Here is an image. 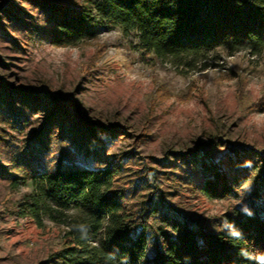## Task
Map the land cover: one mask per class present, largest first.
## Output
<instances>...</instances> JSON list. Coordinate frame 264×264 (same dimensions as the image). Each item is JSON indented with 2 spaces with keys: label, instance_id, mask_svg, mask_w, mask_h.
<instances>
[{
  "label": "rangeland",
  "instance_id": "obj_1",
  "mask_svg": "<svg viewBox=\"0 0 264 264\" xmlns=\"http://www.w3.org/2000/svg\"><path fill=\"white\" fill-rule=\"evenodd\" d=\"M47 4L68 2L0 0V264H63L64 227L15 214L30 177L57 164L120 165L123 203L147 209V258L158 226L223 230L224 215L264 202L254 179L264 171V51H220L216 65L184 71L118 27L56 46ZM209 165L235 184L222 199L199 189Z\"/></svg>",
  "mask_w": 264,
  "mask_h": 264
},
{
  "label": "trees",
  "instance_id": "obj_2",
  "mask_svg": "<svg viewBox=\"0 0 264 264\" xmlns=\"http://www.w3.org/2000/svg\"><path fill=\"white\" fill-rule=\"evenodd\" d=\"M67 2L65 7L45 6L53 14L50 42L56 46H76L101 30L118 27L136 34L142 52H152L184 71L216 65L220 51L228 55L264 51V0ZM46 94L55 100L58 113L63 107L59 98ZM84 126L94 136L93 122ZM256 155L264 167V150ZM209 167L203 168L199 189L209 199H222L235 184ZM119 173L116 164L100 168L57 164L30 177L31 190L17 201L15 214L32 218L38 227L46 220L64 227L63 246L56 254L63 264H264V202L254 210L224 215L223 230L177 218L171 222L173 232L158 226L154 253L147 258L151 228L147 209L132 211L125 206L124 190L116 183ZM254 179L260 181V191L264 171ZM233 230L239 236H232Z\"/></svg>",
  "mask_w": 264,
  "mask_h": 264
},
{
  "label": "clouds",
  "instance_id": "obj_3",
  "mask_svg": "<svg viewBox=\"0 0 264 264\" xmlns=\"http://www.w3.org/2000/svg\"><path fill=\"white\" fill-rule=\"evenodd\" d=\"M231 235H232V236H239V233L236 232L235 230H233L232 233H231ZM245 255H246V253H245Z\"/></svg>",
  "mask_w": 264,
  "mask_h": 264
}]
</instances>
